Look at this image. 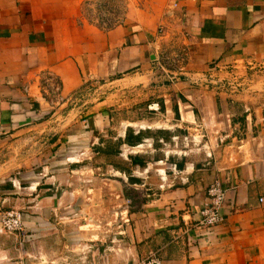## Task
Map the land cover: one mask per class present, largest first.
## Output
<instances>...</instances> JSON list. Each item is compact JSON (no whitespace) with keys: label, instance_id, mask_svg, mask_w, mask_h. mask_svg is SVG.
Here are the masks:
<instances>
[{"label":"crops","instance_id":"0c3cea01","mask_svg":"<svg viewBox=\"0 0 264 264\" xmlns=\"http://www.w3.org/2000/svg\"><path fill=\"white\" fill-rule=\"evenodd\" d=\"M87 1L0 0V207L28 206L26 231L0 232V264H42L44 237L82 233L92 199L122 206L128 263L264 264V0H105L125 15L110 31L95 24L102 1ZM46 73L67 98L55 109ZM211 77L241 80L226 89L238 95L209 90ZM165 89L178 98L176 124L169 100H141ZM134 92L170 120L120 118ZM129 129L141 144L124 143ZM121 140L128 171L106 156ZM216 180L224 222L199 226ZM66 221L78 229H59Z\"/></svg>","mask_w":264,"mask_h":264},{"label":"rangeland","instance_id":"374dc122","mask_svg":"<svg viewBox=\"0 0 264 264\" xmlns=\"http://www.w3.org/2000/svg\"><path fill=\"white\" fill-rule=\"evenodd\" d=\"M94 6L95 5H91L90 8H94ZM182 56L183 55L180 54L177 58V61L182 60ZM237 82L240 83L241 80ZM205 86H208L209 90L215 87L209 84L207 85V83L205 84ZM215 91L222 94L227 92L225 89H221V90L216 89ZM165 94L166 97L158 98V96L160 95L163 96ZM227 94L229 96L238 95L237 92L235 93L227 92ZM102 96L103 95H99L98 97L95 96L89 98L88 100L98 99L99 97ZM137 97H138L137 92L131 94L127 93L124 95V99L122 100H125L127 102L125 106H122L117 111V114L118 116H120V118L128 117L129 120L131 121H137L142 116H147V119H149L151 123L160 122L161 120L165 122L166 119L170 120L169 117L167 118L163 117V116H167L166 110L165 112L162 110H160L159 112H155L157 113V115L154 116L149 114V112L145 111L143 107H140L141 106L140 104L159 102L160 100H169L167 106L169 109L172 110V114L170 115L173 116L172 122L176 124V120H180L181 115L179 113V108L177 104L178 98L175 97V94H171L170 91H168L167 89L161 92L159 91L157 92L151 91L150 93L145 92L144 95L141 97L143 103H136V101L134 100ZM117 98H120V96H118ZM160 106L162 107V105ZM164 107L165 109L167 108L165 105ZM192 139L189 138V141H192ZM195 144H197V141ZM180 146L181 143H179V147ZM182 146L184 147L186 146L184 141ZM192 146L195 145L193 143H189L188 149ZM86 202L87 205L84 206L85 213H83L81 216L83 219L82 221L77 222V223L81 222L82 225H86V227L82 229V233L77 232L73 234L70 232L71 233L70 235L67 234L68 237L67 236L62 237L61 234L57 235V233H55L56 234L55 236L48 235L44 237L43 239L44 243L49 248L47 249L45 247V249L42 250V254L40 257L44 258V260L40 262L42 264H130L132 263V262L128 263L123 259L124 257L123 255L125 254V251L120 247L122 246V241H123L122 240L123 236L120 235V233L125 231L123 227L128 222V217L124 215L125 214L124 211L121 210L122 206L118 204L116 201H111L106 199L101 201L102 203L100 204H98V201L94 199L87 200ZM27 207L28 206H24L23 209H16L14 205L12 206L9 205V209L5 210V208H3L1 205L0 232H4L2 231L4 218L11 213H17L21 215L23 229L24 231H26L25 218L27 215V209H28ZM77 223L66 221V225H60L58 226V228L60 229L61 227L63 228L66 227L67 230L78 229L76 227ZM4 233L7 235H12L11 237L13 238L15 235L18 236L21 235L18 234L21 232H14V233L4 232ZM89 240H94L95 243L91 244ZM7 242H9V239H7ZM96 243L99 244L98 248L95 247Z\"/></svg>","mask_w":264,"mask_h":264},{"label":"built area","instance_id":"2783aa9c","mask_svg":"<svg viewBox=\"0 0 264 264\" xmlns=\"http://www.w3.org/2000/svg\"><path fill=\"white\" fill-rule=\"evenodd\" d=\"M98 9L95 24L104 31H110L118 26H122L125 23V15L123 11L117 10L114 6H112V2L104 1ZM171 9H173L171 7ZM170 9V10H171ZM109 14V15H107ZM207 85H212L215 87H219L221 89H232L235 87L239 89L237 84L234 85L228 83L226 81L219 82L215 78H209L204 80ZM42 92L44 99L48 103L49 107L55 109L61 105H64L67 102V98L62 94V86L59 80H57L53 75L46 73L42 76ZM226 85H225V84ZM240 88H242L240 86ZM150 111L159 112V105L151 106L149 108ZM186 147L189 146V143H196L195 138L192 141H189V137L183 138ZM175 142H179V138H175ZM196 145V144H195ZM208 159L213 158V153H206ZM176 171L175 168H173ZM160 173V171H159ZM207 196L209 199L208 204L201 211V220L199 222V226L203 227H215L224 222V217L221 213L224 205L227 201V191L224 189L222 183L219 180H216L212 183L207 189ZM23 230V223L20 214L11 213L7 215L3 220L2 231L4 232H21ZM130 264H163L161 259L156 257L155 255L149 256V258L140 261H133Z\"/></svg>","mask_w":264,"mask_h":264},{"label":"trees","instance_id":"16d2710c","mask_svg":"<svg viewBox=\"0 0 264 264\" xmlns=\"http://www.w3.org/2000/svg\"><path fill=\"white\" fill-rule=\"evenodd\" d=\"M94 0H88L87 2H86V4L87 5H90V3H92ZM100 1V0H99ZM102 2L101 3H99V4H102L105 0H101ZM98 9H100L99 7H98V5H97V11H98ZM93 19V18H92ZM163 109V108H162ZM142 136H143V133H140L139 135H137V136H134V133H133V131L132 130H128V132H127V136H126V139H125V141H124V143L125 144H127V145H129V146H137V145H139V144H141L142 143V141H143V138H142ZM165 140L166 141H171V137L170 136H166L165 137ZM123 144V141L121 140L118 144H117V151H114V148L113 149H111L112 151H109L108 150V152L106 153V156H110L111 155V152H114V153H116V158L118 159V161L117 162H115V161H112L113 163H112V165L115 167V169H119V170H125V171H128V165H127V163L125 162V161H123L120 157H118L119 156V154H120V147H121V145ZM156 145H158L157 144V142H156ZM107 159V161L109 162V161H111V159L110 158H106ZM179 167V166H178Z\"/></svg>","mask_w":264,"mask_h":264}]
</instances>
